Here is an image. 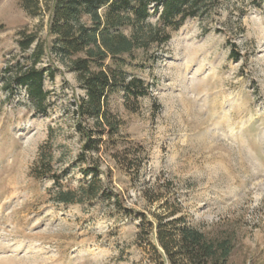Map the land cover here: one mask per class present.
Wrapping results in <instances>:
<instances>
[{"label": "rangeland", "instance_id": "1", "mask_svg": "<svg viewBox=\"0 0 264 264\" xmlns=\"http://www.w3.org/2000/svg\"><path fill=\"white\" fill-rule=\"evenodd\" d=\"M260 1L222 0L167 43L138 51L127 69L145 92L109 102L122 123L118 147L107 150L105 133L86 150L94 121L79 111L87 95L75 73L49 53L36 63L54 73L44 99L20 82L35 46L21 49L22 32L51 43L48 19L0 0V264H147L136 212L154 219L169 209L233 235L228 264H264ZM94 168L102 179L111 170L112 183L84 196ZM67 190L83 202L62 203ZM117 193L132 215L115 207Z\"/></svg>", "mask_w": 264, "mask_h": 264}, {"label": "trees", "instance_id": "2", "mask_svg": "<svg viewBox=\"0 0 264 264\" xmlns=\"http://www.w3.org/2000/svg\"><path fill=\"white\" fill-rule=\"evenodd\" d=\"M222 0H21L29 15H45L47 35L53 41H41L35 33L22 32L21 49L35 44L32 63L20 77L29 93L39 102L45 96V78L49 74L38 68L46 54H55L62 64L75 73L86 92L79 111L94 121V127L84 132L86 150L107 134L106 148L118 147L114 137L122 123L109 108L112 94L122 91L126 97L139 99L145 92L144 79L131 75L127 66L138 51L148 52L155 45L171 40L172 32L188 19L206 17L215 12ZM260 2H263L261 0ZM156 16L155 21L152 18ZM128 29L130 33L123 31ZM96 134L97 137H96ZM96 137V139H94ZM94 168V180L84 188V196L97 193L98 186L112 183L113 172ZM90 189V190H89ZM86 190V191H85ZM75 199L71 190L61 192L62 203L83 202ZM115 207L126 214L134 213L115 194ZM168 204V201L166 202ZM177 210L154 214V219L136 212L140 219L138 236L149 248L147 264H228L234 251V236L214 233L191 224L186 216L175 218Z\"/></svg>", "mask_w": 264, "mask_h": 264}]
</instances>
